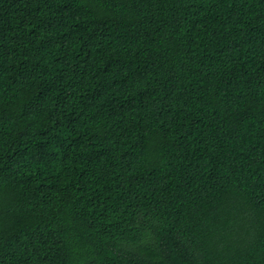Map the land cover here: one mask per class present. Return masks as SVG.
Masks as SVG:
<instances>
[{"label":"trees","instance_id":"1","mask_svg":"<svg viewBox=\"0 0 264 264\" xmlns=\"http://www.w3.org/2000/svg\"><path fill=\"white\" fill-rule=\"evenodd\" d=\"M0 264H264V0H0Z\"/></svg>","mask_w":264,"mask_h":264}]
</instances>
